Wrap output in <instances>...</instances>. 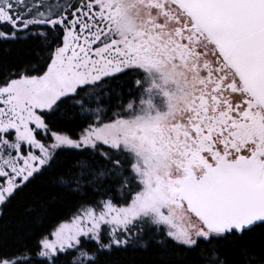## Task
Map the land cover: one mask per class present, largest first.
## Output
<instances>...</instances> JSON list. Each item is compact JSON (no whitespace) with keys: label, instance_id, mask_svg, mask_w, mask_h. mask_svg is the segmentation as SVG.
<instances>
[{"label":"snow or ice","instance_id":"1","mask_svg":"<svg viewBox=\"0 0 264 264\" xmlns=\"http://www.w3.org/2000/svg\"><path fill=\"white\" fill-rule=\"evenodd\" d=\"M28 39L44 66L0 81V220L18 203L35 244L0 264H264V0H0V43Z\"/></svg>","mask_w":264,"mask_h":264},{"label":"trees","instance_id":"2","mask_svg":"<svg viewBox=\"0 0 264 264\" xmlns=\"http://www.w3.org/2000/svg\"><path fill=\"white\" fill-rule=\"evenodd\" d=\"M39 41L28 39L11 44L0 43V81H3L9 71L27 67L29 70H39L44 66V60H37L34 50ZM33 74H36L35 72ZM50 123L54 130L64 131L72 136H77L84 127L81 120L72 118L70 115L57 114L50 117ZM72 155L69 154L65 159L70 162ZM18 203L8 210V214L0 220V248L8 251L13 250L14 246H20L27 243L35 244V236L21 237L15 231L14 221L17 215ZM67 209L62 206L55 207L50 213L47 222L54 223L61 215L65 214ZM170 251V250H169ZM169 256L159 245L153 244L146 250H134L121 252L105 258V264H160L161 261L168 260ZM176 259L175 256L172 257Z\"/></svg>","mask_w":264,"mask_h":264},{"label":"rangeland","instance_id":"3","mask_svg":"<svg viewBox=\"0 0 264 264\" xmlns=\"http://www.w3.org/2000/svg\"><path fill=\"white\" fill-rule=\"evenodd\" d=\"M180 226H183V224H181Z\"/></svg>","mask_w":264,"mask_h":264}]
</instances>
